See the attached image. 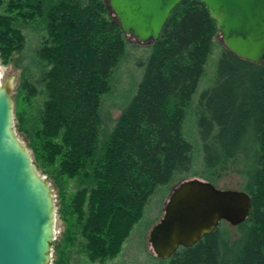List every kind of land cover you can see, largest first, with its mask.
Segmentation results:
<instances>
[{"label":"trees","instance_id":"trees-1","mask_svg":"<svg viewBox=\"0 0 264 264\" xmlns=\"http://www.w3.org/2000/svg\"><path fill=\"white\" fill-rule=\"evenodd\" d=\"M27 30L36 44L25 58ZM216 34L203 3L181 1L141 63L134 95L103 129L101 96L127 43L107 0H0V60L23 58L13 125L58 189L65 226L54 264H68L74 246L89 262L112 259L157 187L193 172L182 126ZM214 73L197 118L202 171L209 180L242 176L252 208L234 234L219 224L156 264H264V62L220 45Z\"/></svg>","mask_w":264,"mask_h":264},{"label":"water","instance_id":"water-1","mask_svg":"<svg viewBox=\"0 0 264 264\" xmlns=\"http://www.w3.org/2000/svg\"><path fill=\"white\" fill-rule=\"evenodd\" d=\"M183 0H107L125 36L154 43L171 11ZM224 47L257 64L264 62V0H199ZM251 196L219 189L200 178L177 183L152 227L149 242L159 259L196 243L225 220L237 226L249 215ZM55 204L52 189L13 126V101L0 86V264H51Z\"/></svg>","mask_w":264,"mask_h":264},{"label":"rangeland","instance_id":"rangeland-1","mask_svg":"<svg viewBox=\"0 0 264 264\" xmlns=\"http://www.w3.org/2000/svg\"><path fill=\"white\" fill-rule=\"evenodd\" d=\"M26 35L27 47L25 49V58L30 52H32L31 49L36 44V33L32 30H27ZM126 39L127 43L124 53L110 75L109 90L101 96L100 110L103 116V129L110 127L113 124L118 118L122 108L134 95L137 85L142 77L144 64L142 65L141 63L146 60L152 51L153 43H141L130 36H127ZM220 45L223 44L218 33L215 35L213 48L204 66V73L191 97V106L188 108L183 121V134L193 145L194 149L193 172L186 176L185 179L200 178L211 182L219 189L243 190L244 178L242 176L230 172L223 174L221 177L209 180V178L205 177L202 171V164L200 161L203 155V150L197 118L200 116L201 109L204 107V100L200 101V96L204 90L209 89L214 83L215 62L220 53ZM22 59L23 58L19 57V55H14L10 63L3 64L0 60V70L4 73L2 85L8 86L12 101L20 73V68L17 63ZM15 133L22 145L30 152V149L27 146V141L24 137L17 133L16 130ZM37 171L48 181L52 189L54 204H56L58 201V189L54 185L53 180L38 169ZM173 187L174 185H161L157 187L155 192L148 199L142 217L133 225L129 235L122 243L120 252L115 257L103 263L89 262L84 258L79 249L74 246L67 250L66 256L68 258V264H156L159 262L160 259L155 255L150 245L149 233L152 227L162 217L164 205ZM219 224L228 229L231 234L235 233V226L230 225L227 221L222 220ZM64 226L65 224L57 219L55 213L51 264H54V261L57 258L55 244L60 242L63 236Z\"/></svg>","mask_w":264,"mask_h":264},{"label":"clouds","instance_id":"clouds-1","mask_svg":"<svg viewBox=\"0 0 264 264\" xmlns=\"http://www.w3.org/2000/svg\"><path fill=\"white\" fill-rule=\"evenodd\" d=\"M3 77H4V73L2 70H0V86H2L3 83Z\"/></svg>","mask_w":264,"mask_h":264}]
</instances>
